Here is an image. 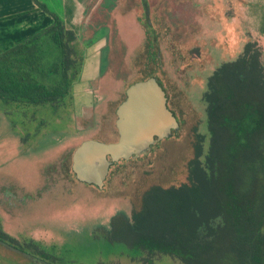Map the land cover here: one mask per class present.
Wrapping results in <instances>:
<instances>
[{
    "label": "rangeland",
    "instance_id": "1",
    "mask_svg": "<svg viewBox=\"0 0 264 264\" xmlns=\"http://www.w3.org/2000/svg\"><path fill=\"white\" fill-rule=\"evenodd\" d=\"M42 1L74 30L82 68L72 97L56 108L0 103V228L39 259L24 264H182L105 233L113 214H130L144 186L184 175L193 127L207 130L203 92L212 71L248 40L264 64V0ZM150 73L178 128L113 163L103 187L78 180L74 147L89 137L117 139L116 106L129 83ZM7 209L20 212L4 225ZM0 254V264H20L2 247Z\"/></svg>",
    "mask_w": 264,
    "mask_h": 264
},
{
    "label": "trees",
    "instance_id": "2",
    "mask_svg": "<svg viewBox=\"0 0 264 264\" xmlns=\"http://www.w3.org/2000/svg\"><path fill=\"white\" fill-rule=\"evenodd\" d=\"M34 2L53 22L0 52V103L56 108L72 97L83 57L74 30L42 0ZM261 53L248 40L207 77V130L193 127L184 175L144 186L129 215L111 216L105 233L110 240L165 253L182 264H264ZM0 241L22 248L1 228Z\"/></svg>",
    "mask_w": 264,
    "mask_h": 264
},
{
    "label": "water",
    "instance_id": "3",
    "mask_svg": "<svg viewBox=\"0 0 264 264\" xmlns=\"http://www.w3.org/2000/svg\"><path fill=\"white\" fill-rule=\"evenodd\" d=\"M115 112L117 139L85 138L71 153L70 167L75 177L99 188L113 163L147 152L152 143L169 136L179 125L154 74L129 83Z\"/></svg>",
    "mask_w": 264,
    "mask_h": 264
},
{
    "label": "crops",
    "instance_id": "4",
    "mask_svg": "<svg viewBox=\"0 0 264 264\" xmlns=\"http://www.w3.org/2000/svg\"><path fill=\"white\" fill-rule=\"evenodd\" d=\"M34 7H36L34 0H0V52L53 22L49 13ZM19 212L20 210L17 209L2 210V215L6 218L4 225L9 222L8 216H15ZM0 247L7 251V254L2 255L3 257L9 256L17 263L24 264L28 260L39 261L37 257H34L35 253L24 249L23 246L22 248L14 247L0 241ZM16 253L18 256H13Z\"/></svg>",
    "mask_w": 264,
    "mask_h": 264
},
{
    "label": "flooded vegetation",
    "instance_id": "5",
    "mask_svg": "<svg viewBox=\"0 0 264 264\" xmlns=\"http://www.w3.org/2000/svg\"><path fill=\"white\" fill-rule=\"evenodd\" d=\"M158 81H159V83L161 84V86L163 87V89L165 90V88H164L163 84L160 82V80H158ZM165 94H166V105H167L168 108H170V106H169V101H168V96H167L166 90H165ZM117 132H118V131H117ZM165 138H167V137H162V138H160V139H157L154 143L151 144V147H154L155 144L159 143V141H161V140H163V139H165Z\"/></svg>",
    "mask_w": 264,
    "mask_h": 264
}]
</instances>
